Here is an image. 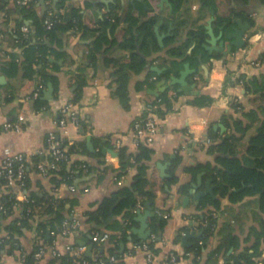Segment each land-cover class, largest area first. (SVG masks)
Masks as SVG:
<instances>
[{"label":"trees","instance_id":"obj_1","mask_svg":"<svg viewBox=\"0 0 264 264\" xmlns=\"http://www.w3.org/2000/svg\"><path fill=\"white\" fill-rule=\"evenodd\" d=\"M73 1L60 0L55 5L53 1L46 0L45 12L38 5V0L29 7H18L15 4L10 6L7 1L2 7L5 15L0 19L1 40L6 34L11 35L15 48L13 51L5 52L3 56L0 54V72L10 80L18 79L21 92L28 93L27 96L33 94L38 87L41 88V97L35 101L24 102L22 108L41 110L48 106L49 103L44 99L43 92L50 83L54 85L57 95L59 79L49 70L50 68L55 71L62 70V67L52 63L51 59L61 60L67 56L63 51L67 35H80L83 39L87 37L93 39L89 56L94 64L97 54L106 46L110 49L119 47L130 53L125 61L116 58L107 60V67L114 69L113 76L116 77L119 85L118 93L125 98L129 74H140L147 70L152 63L150 58L154 55L165 51L166 67H173L181 61L182 65L190 63L194 69L199 70L203 64H211L212 59L222 57L221 54L211 53L206 49L205 45L209 38L208 20L214 19L213 28L216 32L233 31L239 26V20L253 28L256 26V21L251 13L252 6L255 4L264 6V0H170L174 13L164 16L160 0H151V3L146 0L147 6L141 2L133 4L131 0L124 4L119 0L110 6L104 18L97 22L91 11L92 5L88 4L84 9L76 8L70 5ZM194 4L198 9L196 16L192 17L190 12ZM65 8H68L67 13L63 12ZM50 12L54 13L51 17ZM49 17L53 22L51 28L46 25ZM162 21L164 23L161 31H168L171 26L174 27L172 34L164 40V46L160 45L156 33V26ZM27 23L32 28L29 37H25L21 32L22 26ZM260 60L264 63V53L261 54ZM79 71L75 76L78 89L74 93L73 100L76 103L82 97L81 90L89 84L85 75L87 71L82 69ZM172 73L173 69H169L165 74L158 76V79L169 81L172 76H179V72ZM152 75L157 76L156 73ZM240 83L244 84L247 93L258 95L257 102L260 106L242 112V117L224 118L231 133L220 141L216 135H213V131H210L208 138L211 143L207 150L210 155L215 156V161L198 163L188 168L187 171L192 174L191 182L179 185L177 170L183 162V156L180 154H177L168 167V176L165 177L161 168L152 162L155 151L150 146L140 144L136 154L131 153L127 146L120 147L117 152L121 167L116 178L120 179L130 168H134L136 174L130 186L119 188L105 197L97 208L84 213L83 222L85 221L90 227V232L109 233L110 242L116 245L113 252L119 248L121 242H127L130 237L134 242H140L141 240L133 234L136 225L135 216L142 210L140 207L145 210L146 205L150 203L154 212V216L149 218L150 227L156 237L150 246L154 254L159 253L156 244L158 238L162 237L169 220L163 216L166 213L164 208L173 197L175 187L179 185L178 194L181 199H185L191 196L190 191L198 175L205 173V178L213 181L216 197L206 195L201 199L196 213L185 216L194 224L186 225L181 231L193 233L195 236L190 239L184 258L191 254L193 259L189 264H202L204 251L213 246L216 237L218 218L214 214L221 211L225 200L236 205L248 198H257L258 211L253 218L258 226H253L244 239L233 230L227 232L220 243L210 250L206 264H218L220 257L224 259V264H264V78L262 83L259 80H247L245 74L234 79V73L228 69L225 85L236 86ZM171 94L168 89L159 95L163 106L167 108L166 111L173 109L174 101L170 97ZM189 103L204 107L213 104L214 99L201 96ZM232 107L239 111L241 105L233 102ZM160 109L159 114L163 115L165 111ZM254 128L256 132L249 137L246 152L240 156L239 145ZM62 147L68 158L59 162L57 169L48 177L43 176L54 188H59L62 184L75 187L76 179L81 176L83 169L86 168L88 173H91L93 166L88 162L73 161L75 155H89L98 162V167H105L104 171L108 168L109 164L102 151L90 153L85 142L70 146L68 142L63 141ZM51 161H53L52 157H48L47 161L39 157L34 158L36 171L38 163ZM27 173L30 201L20 203L19 207L23 212L19 220L7 222L15 209L12 201L15 189L7 188L3 195H0V204L4 203L9 209L8 214L3 216V219H7L2 222L3 231L10 236L4 244L0 243V253L3 247L33 229L39 219L37 230L40 239L44 245L51 244L60 232L61 224L74 213L73 206L78 203L77 199L58 200L47 193L31 192L30 164ZM77 190L81 193L79 189ZM69 204L71 208L68 207ZM48 233L54 238L47 240ZM182 238L183 236L179 235L176 242H180ZM41 247L43 246H38L29 254L24 264H39L41 260L36 259L35 254ZM232 249L233 252L230 253ZM175 254L179 257L178 253ZM49 264H75V257L72 253L66 252L60 257L52 258Z\"/></svg>","mask_w":264,"mask_h":264},{"label":"crops","instance_id":"obj_2","mask_svg":"<svg viewBox=\"0 0 264 264\" xmlns=\"http://www.w3.org/2000/svg\"><path fill=\"white\" fill-rule=\"evenodd\" d=\"M52 1L55 4V0ZM118 1L114 0L107 5L102 0H74L70 5L83 9L88 4L92 5L91 11L95 20L99 22L104 18L110 6ZM121 1L124 4L128 3V0ZM147 1L151 3V0ZM8 2L10 6L14 5L12 1ZM131 3L134 4L132 0ZM197 9V5L194 4L190 16L195 17ZM67 10L68 8H65L63 12L67 13ZM170 11L169 7L162 8L164 16L173 15ZM251 13L256 21V26L248 30L247 43L243 49L233 48L228 55L220 51H213L221 54L222 57L212 59L211 64H203L199 70L194 69L190 63L182 65L181 61H178V64L173 67H166L164 65L166 52L158 53L150 58L152 63L143 73L129 74L125 98L118 93L119 85L116 82V77L113 76L114 69L107 67V60L116 58L125 61L130 53L121 50L119 47L110 49L109 46H106L101 53L97 54L94 64L89 56L90 44L93 40L91 37L84 39L80 35H67L65 37L63 51L66 52L67 56L61 60L51 59L52 63L61 66L62 70L55 71L52 68L49 70L59 79L58 93L56 95V89L50 83L43 92L44 99L48 101L49 105L41 110L22 108V104L28 102L24 100L28 97V93L21 92L18 79L10 80L0 72V75L6 77L7 82L5 85H0V167L3 165L6 149H10L15 154L25 155L30 161L31 192L47 193L55 196L58 200L77 199L78 203L73 206V210L82 224L72 236L65 237L58 233L51 244L44 245L37 230L39 219L33 229L27 231L21 238H15L16 240L12 241L10 245L2 248L0 264H24L27 256L40 245L45 248L46 253L40 259L39 264H49V261L56 257L54 255L55 250L61 255L68 252L67 247L69 245L84 247L83 255L91 264H97V260L101 257L110 258L111 256L117 257L118 264H150L144 252L133 251L132 243L134 240L132 237L127 242H121L119 248L114 252L115 243L112 244L110 241L106 243L94 242L90 227L85 221L83 222L85 220L83 215L86 211L97 208L105 197L119 188L132 184L136 174L134 168H130L120 179L116 178L121 167L117 151L120 147L127 146L131 153L136 154L138 152V146L132 137L134 123L145 115L146 104L158 98L168 89L172 92L170 97L174 101L173 109L166 111L165 106L161 108L165 113L163 115L159 114V135L156 137L154 144L150 146L155 151L153 164L159 166V164L169 163L171 165L177 154L182 155L183 162L177 170L180 179L179 185H181L192 181V174L187 171L188 168L198 163H214L215 156L210 155L207 150L210 144L206 140L209 139L210 131L212 130L213 135H216L218 141H220L231 133L224 118H239L242 117V112L260 106L257 102L258 95L247 93L243 83L236 86L225 85L228 69L234 73V79H236V74L238 77L245 74L247 80H259L262 83L264 78V67L260 64L261 54L264 53V6L253 5ZM212 19L208 20L207 26ZM170 29L161 31L160 27V34H168ZM213 30L216 36L220 35L221 31L216 32L214 28ZM232 32H224L225 35L222 40H224L225 50L230 44L228 35ZM208 39H210V36ZM14 48L11 35L6 34L0 41L1 56L5 52L13 51ZM234 49L237 51L234 52ZM186 64L190 65L191 70L187 77L188 85L192 87L190 92H181V86L172 85V78L175 76H172L169 81L158 79V76L165 74L169 69H173V73L179 72V76L176 78H180ZM80 69L87 71L85 75L89 84L81 90L82 97L76 103L73 100L74 93L78 89V85L75 84V76L79 74ZM156 69L159 71H156ZM153 73H156L157 76H153ZM51 87L52 92H50ZM201 96L213 98L214 103L204 107L189 103L196 97ZM69 101H73L78 105L82 124L80 128L69 125L66 134L65 129L60 127L57 120L60 118V107ZM233 102L241 105L239 111L232 107ZM5 123L20 124L22 130L20 132L6 131L4 129ZM255 132L256 128L252 129L246 139L240 143V156L245 154L248 139ZM51 135L62 142H68L70 146L78 142H85L90 153L101 150L106 162L109 164L108 168L104 171L103 168L105 167H98V162L89 155H75L73 161L88 162L93 166L91 173H88L85 168L81 176L76 179L75 187L81 193H78V190L72 192L67 184H62L59 188L52 187L50 181L36 171L34 162V158L37 157L46 161L48 157H51L49 143ZM104 150H106V153H104ZM111 152L117 154V156H113ZM200 174L202 176L200 183H198ZM200 174L196 183H194L198 184V192H204L209 181L211 182L210 186L215 187L212 179H206L205 173ZM179 185L175 187L173 197L164 208L166 213L163 216L169 214L170 218L162 237L158 238L156 249L160 251L154 254L153 264H163L166 257L172 252L179 254V264H189L193 259L191 254L184 258L185 249L190 243V239L185 246L183 245V238L180 242H176V238L179 235L184 237L187 234L181 231L183 227L190 223L194 224L185 216L196 213L197 206L192 196L188 207L184 206V199H181L178 194ZM68 207L71 208V205L69 204ZM140 211L144 213L145 210ZM257 211V198H248L243 203L236 205H232L228 200H225L221 211L217 213L214 244L204 251L202 264H206L210 250L216 247L230 230H233L242 239L246 238L250 229L253 226H258L253 218ZM22 212L21 207H15L13 215L7 222L19 220L22 217ZM138 218V214H136L134 228H140L141 226ZM5 220L7 219L0 216L1 226ZM147 224L148 230L152 231L149 219ZM152 236L154 237V235ZM52 238L54 237L48 233L47 240ZM122 244H124V248ZM232 252L230 251V253ZM75 264L78 263L75 261ZM218 264H224L222 257H220Z\"/></svg>","mask_w":264,"mask_h":264},{"label":"built area","instance_id":"obj_3","mask_svg":"<svg viewBox=\"0 0 264 264\" xmlns=\"http://www.w3.org/2000/svg\"><path fill=\"white\" fill-rule=\"evenodd\" d=\"M12 1L18 7H29L36 0H0V19L5 15L2 7L4 3ZM52 0H49V2ZM54 13L50 12L49 16L51 17ZM50 17L46 21L48 28L53 26V22ZM21 32L25 37H29L32 34V28L29 26V23L22 26ZM0 35V39H1ZM260 64L264 63L260 60ZM238 75H235L237 79ZM41 97V88H37L36 91L31 95L26 97L25 101H35ZM163 106L161 98H156L153 101H150L146 104L145 115L138 119L134 123L132 137L137 146L140 144L152 146L155 142L156 137L159 135L160 131V115L159 109ZM60 118L57 120L60 127L65 129V133H68V126L72 125L76 128H80L82 121L80 117V112L78 105L73 101H69L63 104L59 109ZM4 129L6 131H16L20 132L22 126L16 123H5ZM208 144L211 143L210 139L206 140ZM51 157L53 161L51 162H41L36 165L37 171L44 177H48L53 170L57 169L58 163L62 160H66L68 155L62 147V141L55 138L54 135L50 136L49 139ZM29 159L23 154H15L10 149L5 150V159L3 165L0 167V195H3L5 190L14 188L13 206L19 207L20 203L29 202L30 198L28 196V173L27 167L29 165ZM72 192H76L77 189L74 186H70ZM11 198V199H12ZM143 209V207H140ZM7 206L2 203L0 204V216H6L8 214ZM217 217V214H214ZM165 219H169L170 215H164ZM81 220L73 213L69 218L65 219L60 227V234L65 237L72 236L75 232L81 227ZM0 243L4 244L7 240L10 239V236L3 231V227L0 225ZM92 240L94 242L106 243L111 240V235L109 233H101L98 231H93L91 233ZM156 237L152 236L149 240H143L140 242H133L132 249L133 251H142L145 253L146 258L150 264H153L155 257L154 253L151 250V242H154ZM85 248L69 245L67 251L72 253L75 257V261L78 264H91V262L84 257L83 252ZM46 253L45 248L41 247L40 250L35 254V258L40 260L43 258ZM56 257H60L61 254L58 251H54ZM119 260L116 256H111L110 258L101 257L97 260V264H118ZM163 264H179L178 257L174 252L170 253Z\"/></svg>","mask_w":264,"mask_h":264},{"label":"water","instance_id":"obj_4","mask_svg":"<svg viewBox=\"0 0 264 264\" xmlns=\"http://www.w3.org/2000/svg\"><path fill=\"white\" fill-rule=\"evenodd\" d=\"M39 1V6L42 7V10L45 12L46 10V0H38ZM105 4L109 5L110 3H112L114 0H102ZM132 2H141L142 4H144L145 6H147V3L145 0H132ZM59 3V0H55V5H57ZM160 6L162 8L164 7H169L171 9V14H173V8H172V4L170 0H160ZM214 19H212L208 26H207V31H208V35L210 36V39H208L206 46V49L210 52L213 51H220L222 53H224L225 55H228V53H230L232 51L233 48H236L238 50H241L245 47L246 43H247V39H246V35L248 30L251 28V26L248 23H244L243 21L239 20L238 24L239 26L233 29V32L230 33L228 35V40L230 41V44L227 46V50H225V46H224V40H222V38L224 37L225 33L222 30L219 36H216L212 27V22ZM163 24V22H160L158 24V26H156V33L158 36V40L161 46H164V40L167 36H170L173 30V27H171L170 31L168 34H160V27ZM54 61V60H53ZM56 62V61H55ZM156 71H159L158 69H156ZM191 70H190V65L186 64L185 66V70L181 73V77L180 78H176L173 77L172 78V85H179L181 86L180 91L181 92H185L188 93L190 92V90L192 89L191 86L188 85L187 82V77L190 74ZM6 82V77L0 75V85H5ZM50 92H52V87L50 88ZM48 95V94H47ZM104 153H106V150H104ZM113 154V156H117V154H114L113 152H111ZM169 163L167 164H159V167L162 170L163 176L167 177V169L169 167ZM202 174L199 175V181L198 183H200V178H201ZM210 181L207 183V189L204 192H198V184H194L193 188L190 191V195L193 198V201L196 202V206L198 207L200 205V201L203 197H205L206 195H211L213 198L216 197L215 195V187L210 186ZM191 196L186 197L184 199V206L188 207V205L191 202ZM138 221L141 222V226L140 228H133V233L134 235H136L140 240H148L149 238L152 237L153 233L151 230H148V224L147 221L150 217L154 216V212H153V207L150 203H148L146 205V209L144 211V213H142L141 211H139L138 213ZM195 234L193 233H187L184 237H183V245L186 246V242L191 239L192 237H194ZM122 247L124 248V244H122ZM233 250H231L232 252Z\"/></svg>","mask_w":264,"mask_h":264},{"label":"rangeland","instance_id":"obj_5","mask_svg":"<svg viewBox=\"0 0 264 264\" xmlns=\"http://www.w3.org/2000/svg\"><path fill=\"white\" fill-rule=\"evenodd\" d=\"M223 7V6H222ZM224 10V8H222Z\"/></svg>","mask_w":264,"mask_h":264}]
</instances>
